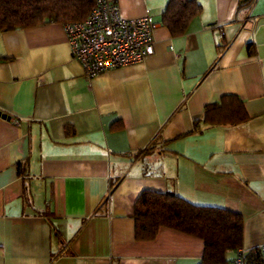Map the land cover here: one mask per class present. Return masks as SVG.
I'll return each mask as SVG.
<instances>
[{
	"label": "crops",
	"instance_id": "1",
	"mask_svg": "<svg viewBox=\"0 0 264 264\" xmlns=\"http://www.w3.org/2000/svg\"><path fill=\"white\" fill-rule=\"evenodd\" d=\"M112 1L127 19L152 17L154 52L93 79L72 59L65 25L0 30V264H199L193 236L163 227L135 239L145 190L240 214L242 249H257L264 0H196L202 12L179 38L161 24L169 0ZM225 95L249 120L195 131Z\"/></svg>",
	"mask_w": 264,
	"mask_h": 264
},
{
	"label": "trees",
	"instance_id": "2",
	"mask_svg": "<svg viewBox=\"0 0 264 264\" xmlns=\"http://www.w3.org/2000/svg\"><path fill=\"white\" fill-rule=\"evenodd\" d=\"M252 1L241 0V6H249ZM95 6L96 0H0V30L82 22ZM201 12L196 0H169L161 24L173 38H179ZM248 120L242 101L235 95H225L205 107L202 118L194 121V129L199 132L203 124L238 126ZM133 217L139 242L154 240L163 227L202 240L204 251L199 264H233L234 258L229 260L228 255L242 249L243 217L222 208L198 206L173 194L145 190L135 202ZM244 263L264 264L258 248L246 251Z\"/></svg>",
	"mask_w": 264,
	"mask_h": 264
},
{
	"label": "built area",
	"instance_id": "3",
	"mask_svg": "<svg viewBox=\"0 0 264 264\" xmlns=\"http://www.w3.org/2000/svg\"><path fill=\"white\" fill-rule=\"evenodd\" d=\"M154 28L148 13L127 19L112 0H96L85 21L65 25L72 59L81 64L88 79L143 63L154 52ZM258 250L264 261V244ZM245 253L237 250L233 264H245Z\"/></svg>",
	"mask_w": 264,
	"mask_h": 264
},
{
	"label": "water",
	"instance_id": "4",
	"mask_svg": "<svg viewBox=\"0 0 264 264\" xmlns=\"http://www.w3.org/2000/svg\"><path fill=\"white\" fill-rule=\"evenodd\" d=\"M3 118H5V116H3Z\"/></svg>",
	"mask_w": 264,
	"mask_h": 264
}]
</instances>
